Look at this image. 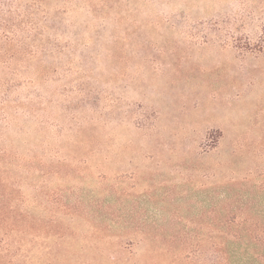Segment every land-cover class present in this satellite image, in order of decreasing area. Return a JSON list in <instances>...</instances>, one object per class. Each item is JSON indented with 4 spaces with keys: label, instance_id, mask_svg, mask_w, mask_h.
<instances>
[{
    "label": "rangeland",
    "instance_id": "rangeland-1",
    "mask_svg": "<svg viewBox=\"0 0 264 264\" xmlns=\"http://www.w3.org/2000/svg\"><path fill=\"white\" fill-rule=\"evenodd\" d=\"M47 1L59 47L12 95L31 264H69L70 227L119 219L148 240L264 239V0ZM24 7L0 0V35Z\"/></svg>",
    "mask_w": 264,
    "mask_h": 264
},
{
    "label": "trees",
    "instance_id": "trees-1",
    "mask_svg": "<svg viewBox=\"0 0 264 264\" xmlns=\"http://www.w3.org/2000/svg\"><path fill=\"white\" fill-rule=\"evenodd\" d=\"M24 9L11 10L7 16L9 31L0 35V264H31L25 253L24 232L38 235V217L23 213L14 198L8 193L12 177L22 172L24 162L29 160L13 144V139L22 134L19 116L23 106L20 95L12 96L26 85L21 77V67L32 62L38 53L59 47L50 33L53 10L47 0H24ZM13 7V3H11ZM67 11V6H61ZM55 12L61 13L60 8ZM14 21V22H13ZM5 22V23H6ZM6 26V25H5ZM4 29H7L4 28ZM50 53V52H49ZM31 83L34 80L31 78ZM35 104V103H34ZM8 135V136H6ZM34 163V162H33ZM255 237L242 240L220 239L211 244L141 239L149 233L142 224L126 223L119 219L104 227H70L73 232L69 245V264H264V239L260 229L232 230ZM225 232V231H224ZM23 233V234H22ZM35 237L33 239H36ZM62 240V239H61ZM149 242H148V241ZM134 247L145 249L139 254ZM58 264H62L59 258Z\"/></svg>",
    "mask_w": 264,
    "mask_h": 264
}]
</instances>
